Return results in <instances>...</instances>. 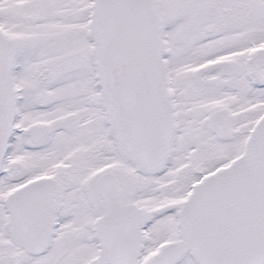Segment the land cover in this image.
<instances>
[{"label":"snow or ice","instance_id":"1","mask_svg":"<svg viewBox=\"0 0 264 264\" xmlns=\"http://www.w3.org/2000/svg\"><path fill=\"white\" fill-rule=\"evenodd\" d=\"M0 264H264V0H0Z\"/></svg>","mask_w":264,"mask_h":264}]
</instances>
